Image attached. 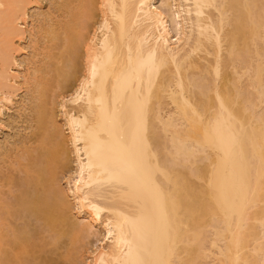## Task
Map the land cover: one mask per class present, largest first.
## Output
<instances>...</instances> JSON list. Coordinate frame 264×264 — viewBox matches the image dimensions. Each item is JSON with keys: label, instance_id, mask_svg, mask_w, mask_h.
Listing matches in <instances>:
<instances>
[{"label": "bare ground", "instance_id": "obj_1", "mask_svg": "<svg viewBox=\"0 0 264 264\" xmlns=\"http://www.w3.org/2000/svg\"><path fill=\"white\" fill-rule=\"evenodd\" d=\"M47 1L0 0V264H264V0Z\"/></svg>", "mask_w": 264, "mask_h": 264}, {"label": "rangeland", "instance_id": "obj_2", "mask_svg": "<svg viewBox=\"0 0 264 264\" xmlns=\"http://www.w3.org/2000/svg\"><path fill=\"white\" fill-rule=\"evenodd\" d=\"M48 1L47 0H40V7L42 8L40 11L42 12V11H47L48 9ZM208 163V162H207ZM200 164H202V163H200ZM203 164H205V163H203ZM198 182V181H197ZM211 262V261H210ZM210 264V263H209Z\"/></svg>", "mask_w": 264, "mask_h": 264}]
</instances>
